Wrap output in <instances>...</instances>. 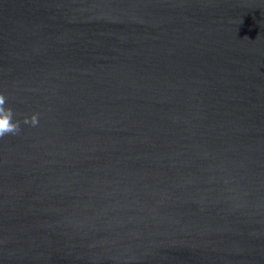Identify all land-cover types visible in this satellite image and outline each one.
Instances as JSON below:
<instances>
[{
	"label": "water",
	"instance_id": "water-1",
	"mask_svg": "<svg viewBox=\"0 0 264 264\" xmlns=\"http://www.w3.org/2000/svg\"><path fill=\"white\" fill-rule=\"evenodd\" d=\"M0 94V264H264V0H0Z\"/></svg>",
	"mask_w": 264,
	"mask_h": 264
},
{
	"label": "clouds",
	"instance_id": "clouds-1",
	"mask_svg": "<svg viewBox=\"0 0 264 264\" xmlns=\"http://www.w3.org/2000/svg\"><path fill=\"white\" fill-rule=\"evenodd\" d=\"M6 98L0 94V137L6 134H16L20 131V122H13V112L10 108H5ZM24 124L36 126L38 124V114H33L30 118H25Z\"/></svg>",
	"mask_w": 264,
	"mask_h": 264
}]
</instances>
